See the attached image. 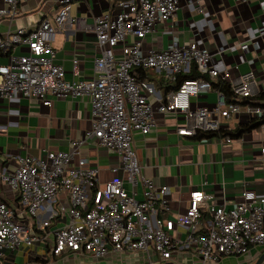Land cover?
<instances>
[{"label":"built area","instance_id":"2783aa9c","mask_svg":"<svg viewBox=\"0 0 264 264\" xmlns=\"http://www.w3.org/2000/svg\"><path fill=\"white\" fill-rule=\"evenodd\" d=\"M22 1L4 0L6 7L0 15L14 16ZM74 1L59 0L53 19H43L34 29L20 27L0 36L2 51H15L18 46L28 49L0 64V99L20 94L52 105L53 96H88L93 119L92 129L72 141L69 151L20 156L13 171L0 167V259L23 244L44 241L55 256L80 253L101 259L110 254L143 253L149 264L191 248L202 264L217 262L224 255L246 254L253 247L264 248V196L249 189L240 202L227 208L225 204L217 207L214 195L196 190L191 192L188 209L175 213L170 186L158 185L144 173L133 139L135 132L146 135L156 128V111L181 115L184 122L177 125V133L183 136L227 132L229 126L223 119L242 111L251 120H261L264 104L255 99L256 72L250 70L230 83L234 93L230 100L211 82L226 80L228 72L214 67V54L207 47L194 41L143 49V40L157 24L174 17L180 0H112L119 10L95 19L101 50L95 59V74L77 78L81 63L74 58V79L68 81L65 67L57 62L53 40L71 28ZM196 8L204 12L200 0ZM137 68L151 69L169 80L197 70L209 79H184L166 97H156V87L138 79ZM211 91L218 94L216 102L193 105L195 98ZM244 98L250 102L238 101ZM223 138L232 141L231 135ZM93 139L120 159L112 167L116 176L104 183L100 167L80 157L82 145ZM9 194L14 200H9Z\"/></svg>","mask_w":264,"mask_h":264},{"label":"crops","instance_id":"0c3cea01","mask_svg":"<svg viewBox=\"0 0 264 264\" xmlns=\"http://www.w3.org/2000/svg\"><path fill=\"white\" fill-rule=\"evenodd\" d=\"M197 1L180 0L174 17L157 24L156 30L143 40V49H163L196 41L214 54V67L222 73L228 72L226 80L229 83L254 70L258 79L255 99L264 104V97L259 99L260 94H264V0H200L204 12L197 10ZM5 7L4 0H0V9ZM59 8V0L22 1L14 16L0 15V36L20 27L34 29L43 19H53ZM118 10L116 1L112 0L73 2L71 28L58 33L53 40L57 62L63 64L66 70V80L74 79V58L81 63V74L77 78L87 79L95 74V59L101 56L95 19L103 13L115 14ZM26 52L28 49L23 46H18L15 51L0 50V64L8 63L14 54ZM148 82L156 87V97L163 95L157 81ZM217 99L218 94L211 91L195 98L193 105H211ZM155 117L156 128L149 134L134 133V147L144 173L158 185L170 186V205L175 213L188 209L191 192L196 190L214 195L217 207L225 204L227 208L240 202L249 189L264 196L263 118L257 120L255 127L241 135L231 136L232 141L227 142L223 138L225 129L211 138L198 139L177 133V125L184 122L181 115L156 111ZM250 121L242 111L240 115L222 122L229 126L228 131L235 132ZM92 126V104L88 96H53L52 105L20 94L1 98L0 167L13 171L19 166L20 156L44 157L48 150L69 151L71 142L83 138ZM80 157L100 167L102 183L116 176L112 167L120 164L119 156L108 148L100 147L96 140L82 145ZM127 187L131 188V185L127 184ZM9 200H14L13 195ZM263 252V247H253L246 254L224 255L219 261L207 264H250ZM157 260L155 262L159 264H202L194 248L174 252L169 259ZM13 263L149 264L143 253L110 254L101 259L80 253L55 256L45 241L23 244L20 249L8 252L0 259V264Z\"/></svg>","mask_w":264,"mask_h":264},{"label":"trees","instance_id":"16d2710c","mask_svg":"<svg viewBox=\"0 0 264 264\" xmlns=\"http://www.w3.org/2000/svg\"><path fill=\"white\" fill-rule=\"evenodd\" d=\"M135 72H136L138 79H140L141 81H152V80L157 81V85H159L163 89L162 93H163L164 97H166L169 92L176 90L180 86V84L183 82L184 79L197 78L199 76H202L206 79H209V76L202 75V74L200 75L197 72V70H194L189 75L179 76L176 80L166 79L163 76L155 73L153 70H149V69L137 68ZM211 82H212L213 86L220 87L223 90V92L225 93V95L228 97V99L231 100L234 97V93L232 91L231 84L227 80L219 78V79H216L214 81L211 80ZM263 97H264V94H260L259 99H263ZM238 101L242 104H247L250 102V98H244L243 100H238ZM257 124H258L257 119H253L250 122H248L247 124L243 125V129L238 128L237 131H235V132H230V131L226 132L225 131V133H223V134L224 135H231V136L241 135L242 132H244L245 130H248L252 127H255ZM215 134H217V133H200L196 136V138H198V139H202L205 137L211 138Z\"/></svg>","mask_w":264,"mask_h":264},{"label":"water","instance_id":"95a60500","mask_svg":"<svg viewBox=\"0 0 264 264\" xmlns=\"http://www.w3.org/2000/svg\"><path fill=\"white\" fill-rule=\"evenodd\" d=\"M250 264H264V252L258 257V259Z\"/></svg>","mask_w":264,"mask_h":264},{"label":"rangeland","instance_id":"374dc122","mask_svg":"<svg viewBox=\"0 0 264 264\" xmlns=\"http://www.w3.org/2000/svg\"><path fill=\"white\" fill-rule=\"evenodd\" d=\"M194 250H196V249L194 248Z\"/></svg>","mask_w":264,"mask_h":264}]
</instances>
